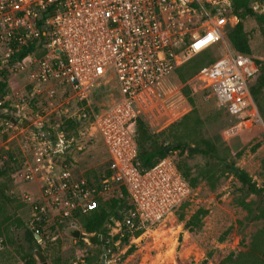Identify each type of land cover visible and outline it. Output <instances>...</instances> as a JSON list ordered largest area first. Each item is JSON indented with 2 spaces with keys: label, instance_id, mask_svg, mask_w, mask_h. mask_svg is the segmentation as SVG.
<instances>
[{
  "label": "built area",
  "instance_id": "2783aa9c",
  "mask_svg": "<svg viewBox=\"0 0 264 264\" xmlns=\"http://www.w3.org/2000/svg\"><path fill=\"white\" fill-rule=\"evenodd\" d=\"M232 1L0 0V62L6 63L16 48L40 45L42 53H32L23 62L37 93L40 86L62 81L82 97L110 74L118 87L117 98L94 121L110 171L100 183L75 175L65 161L63 153L76 139L62 121L48 130L41 120L34 121L36 132L21 139L22 165L16 176L38 184L30 224L38 238L51 214L59 219L87 214L106 193L122 196V187L142 227L159 223L188 199L192 188L170 156L139 169L135 126L137 99L191 57L214 51L213 61L197 76L235 118L223 136L263 124L250 91L258 63L250 54L234 51L225 38L227 27L237 21ZM254 8L264 15V6ZM45 91L52 105L55 91ZM67 111L61 108L57 113ZM12 118L21 125L29 117L22 112L6 123L12 124ZM30 197L31 193L22 195L23 200ZM114 224L116 233L122 224L134 226L128 216Z\"/></svg>",
  "mask_w": 264,
  "mask_h": 264
},
{
  "label": "rangeland",
  "instance_id": "374dc122",
  "mask_svg": "<svg viewBox=\"0 0 264 264\" xmlns=\"http://www.w3.org/2000/svg\"><path fill=\"white\" fill-rule=\"evenodd\" d=\"M256 4L264 6V1H252L253 9L261 13L259 8H254ZM244 29L250 35L252 56L261 61L258 66L264 64V30L250 16L244 19ZM212 56L214 59V51ZM0 65L6 67L8 72L5 96L1 99L2 103L6 101L8 105L6 111L0 114V164L7 167L5 194L9 200L4 201L0 197V220L4 215L14 213L22 220L20 226L11 225L4 232H0V264H33L31 258L34 264H40L33 254V247H39L45 253L47 243H56L57 238L60 241L59 264H64L62 261L67 264H85L86 256H98V264H200L203 259H206L204 264H217L230 250L239 249L241 244H246L250 234L262 225V221L248 223L245 220L246 212L233 200V195L239 193L237 179L229 168L218 163L215 158H223L226 162L245 169L258 185L263 183L261 172L264 160V117L260 113L263 124L226 138L222 131L235 118L210 95L203 80L195 74L187 83L192 89L196 116L200 120L196 133L210 140L213 149L212 156L194 153L187 156L186 161L192 168L193 175L205 168L212 171L213 185L200 180L192 188L188 199L176 211L159 223L143 226V232L136 237L130 236L127 243L112 239L116 229L115 224H110L104 243L91 244L87 240L88 233L84 232L80 224V215L59 219L51 214L49 220L42 224L37 243L30 247L23 232L25 227H31V201L36 199L38 184L20 180L16 176L22 165L21 139L36 132L34 121L41 120L44 130L50 129L51 124L62 121L66 125V131L72 133L76 139L63 153L65 161L72 164L75 175L85 176L95 184L100 183L103 179L101 175L107 171L108 153L96 134L94 121L117 98L118 87L110 74L91 86L82 97L62 81L40 86L41 92L37 93L33 85L29 84L24 63L0 62ZM181 87L174 70L160 84L137 99L138 117L151 131H160L189 113L191 106L182 95ZM46 88H53L55 91L52 105L46 99ZM61 108H67L68 111L59 115L57 112ZM22 112H26L29 118L21 125L15 121L12 124L6 123L10 119L8 117H19ZM68 119L77 121L70 126L66 122ZM168 156L176 159L177 152L169 153ZM3 179L5 177H0V182ZM23 193H31L30 199L23 200ZM112 197L113 193L108 192L100 202ZM249 198H254V195ZM200 207L208 209V214L202 219L200 228L189 231L184 227V221ZM180 213H184L185 220L178 219ZM135 214L134 208H131L124 216L131 218ZM70 227L81 230L78 238L66 233ZM224 234V239L221 240L220 237ZM107 241L109 248L105 253L104 263H101L103 252L100 253L99 249H103ZM131 245H134V249L126 254ZM47 261L55 264L49 256Z\"/></svg>",
  "mask_w": 264,
  "mask_h": 264
},
{
  "label": "trees",
  "instance_id": "16d2710c",
  "mask_svg": "<svg viewBox=\"0 0 264 264\" xmlns=\"http://www.w3.org/2000/svg\"><path fill=\"white\" fill-rule=\"evenodd\" d=\"M253 0H233L231 5V12L237 17V21L233 26L227 27L225 38L230 47L237 52L250 54L252 56V50L250 46V35L244 29V19L248 16L254 17L255 20L264 30V15L258 13L253 9ZM264 1V0H263ZM40 45H36V42L28 45L21 46L15 49L5 64H12L13 62L23 63L24 60L35 53L39 55L42 51L38 50ZM255 59V58H254ZM213 61V56L210 51H203L202 53L191 57L186 62L181 64L177 69L178 78L182 84L181 93L191 106L189 113H186L180 120L169 124L166 128L160 131H151L146 123L140 118H137L135 126V139L137 143V166L141 171L148 169L154 165L159 159L167 156L169 153L177 152V158L173 159L174 163L187 181L191 188L196 187L200 180H204L207 183L212 184L214 175L213 172L205 168L202 172L195 175L192 174V168L186 161V157L194 153H202L203 155H211L213 149V143L210 140L198 135L196 133L197 126L199 125V118L196 116V108L194 97L192 95V89L190 88L187 80L193 75L197 74L199 70L210 64ZM260 64V60L255 59ZM4 65V64H3ZM0 65V101L5 96L8 72L6 67ZM250 91L253 99L255 100L259 113L264 117V64L259 65V73L256 77L255 83L250 86ZM7 102H3L0 106L2 109H7ZM2 114V113H0ZM11 118V117H8ZM76 119L66 120L70 126L76 123ZM171 146L172 149L168 152L165 149ZM212 156V155H211ZM218 163L229 168L236 177L238 191L233 195L234 202L240 206L245 212V220L250 223L254 221H262V225L258 227L254 232L250 234L249 241L246 244H241V248L230 250L227 254L222 256L217 264H264V160L262 161L263 183L258 185L252 180L249 173L240 167L235 166L233 163L226 162L223 158L216 157ZM7 167L5 164H0V177L4 178L0 182V197L4 201L8 200L5 194L7 187L6 183ZM110 171L107 166V171L101 176H109ZM236 185V186H237ZM122 196L112 197L105 202H100L98 206L87 214L80 215V224L84 232L91 234L94 233L97 236H101V240L95 239V243H104L108 237V231H105V225L111 222V217L114 216L116 221H124V213L131 208H134L126 190L122 187ZM250 195H254V198H249ZM9 201V200H8ZM208 214V209L200 207L192 213L188 219L185 220L184 213L178 215L180 221H184V227L189 231L198 229L202 226V219ZM134 222V226L129 228L122 224L120 231L112 236L113 240H120V242L127 243L130 236H138L143 232V228L139 223L138 217H131ZM22 220L17 214L4 215L0 220V232H4L11 225L20 226ZM54 229V227H51ZM50 238V234L48 235ZM224 236L220 239L223 240ZM23 237L28 245L37 243V235L31 227H25ZM84 237V235H82ZM109 241L103 247L108 249ZM60 241L57 238L56 243H47L45 247V254L53 260L55 264H59ZM103 249H99L100 253ZM134 245H131L126 251V254L132 252ZM98 250V251H99ZM32 256L30 255V258ZM206 259H203L200 264H204ZM30 261L34 264L32 258ZM67 264L66 261H62ZM85 264H98V256H86Z\"/></svg>",
  "mask_w": 264,
  "mask_h": 264
},
{
  "label": "water",
  "instance_id": "95a60500",
  "mask_svg": "<svg viewBox=\"0 0 264 264\" xmlns=\"http://www.w3.org/2000/svg\"><path fill=\"white\" fill-rule=\"evenodd\" d=\"M6 111V109H2L0 111V113H4ZM11 121H14V118L11 119ZM172 149L171 146H168L165 151L168 152ZM111 222H115V217L112 216L111 217ZM110 227V223H107L105 225V231H107ZM69 236L71 237H74V238H78L81 234V230L78 228V227H70L67 229V232H66ZM101 236H97L94 234V233H91V234H88L87 235V240L92 244L95 242V239L97 240H101ZM38 239V237H37ZM33 251V254L35 255V257L37 258V260L39 261L40 264H49L48 261H47V256L46 254L39 248V247H33L32 249ZM107 252V249L104 248L103 249V255H102V260H101V263H104V258H105V253Z\"/></svg>",
  "mask_w": 264,
  "mask_h": 264
}]
</instances>
